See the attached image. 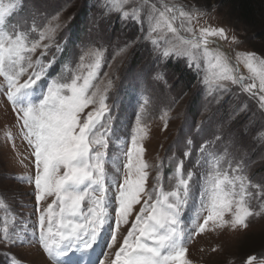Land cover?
<instances>
[{
    "label": "snow or ice",
    "instance_id": "6c2138e0",
    "mask_svg": "<svg viewBox=\"0 0 264 264\" xmlns=\"http://www.w3.org/2000/svg\"><path fill=\"white\" fill-rule=\"evenodd\" d=\"M129 4L133 7L125 10ZM106 5L104 16L120 13L125 23L137 24L142 35L134 42L150 44L157 61L183 58L215 103L231 94L237 105L231 120L252 111L244 127L258 115L264 129V57L248 51L232 56L221 50L219 42L228 40L226 29H196L197 13L176 3L106 0ZM22 7L23 0H0V97L10 105L20 137L30 149L19 163L34 170L17 179L31 185L33 210L25 226L27 238L11 227L12 219L5 215L0 243L37 244L52 264H70L77 254L79 264H88L86 254L107 229V242L96 264H194L188 246L198 235L209 230H246L251 220L264 216V176L258 182L249 178L255 161L248 159L249 148L242 140L229 136L225 141L216 135L214 141L196 149L190 168L186 161L193 142L188 140L183 158H167L174 173L166 182V165L153 166L145 159L149 129L143 113L144 96L151 95L148 88L141 90L130 131L120 139L115 132L119 96L113 91L118 77L113 72L106 85L97 82L104 53L89 48L74 67L64 65L59 75L52 76L63 51L57 33L64 25L59 15L47 24L37 22L35 15L21 16ZM241 64L248 69V77L240 74ZM138 79L163 81L164 75L153 70ZM161 119L166 129L167 113ZM258 135L264 137V131ZM213 142L223 145V156L208 152ZM152 167L156 175L150 186ZM197 189V208L186 225L187 209ZM7 207L0 198V208ZM218 250L219 245L211 249L213 253ZM12 264L23 262L13 256ZM243 264H264V259L257 261L253 254Z\"/></svg>",
    "mask_w": 264,
    "mask_h": 264
},
{
    "label": "rangeland",
    "instance_id": "374dc122",
    "mask_svg": "<svg viewBox=\"0 0 264 264\" xmlns=\"http://www.w3.org/2000/svg\"><path fill=\"white\" fill-rule=\"evenodd\" d=\"M150 2H157V0H150ZM165 2L176 3L186 11L197 13V19L193 21L196 29L203 26L224 27L228 40L220 41L225 47L221 50L232 56L236 52L248 51L264 57V41L257 38L256 32L246 29L222 0H213L211 3L196 0H165ZM106 6V0H23L20 15H35L37 22L42 24H47L52 17L59 15V22L64 27L57 33V41L62 42L63 51L57 58L56 64L61 65L57 67L59 71L56 75L63 71L64 65L69 68L74 67L79 55L89 48L100 49L104 53L97 82L103 81L106 85L107 79L112 77L113 72L118 77L114 80L113 91L119 96L120 107L115 132H119L120 139H124L130 131L129 126L137 110L128 105V100L126 101L124 95L125 88L132 86V91L148 88L151 95L145 94L144 96L147 103L144 104L143 113V120L149 129L148 137L144 141L147 148L145 159L153 166L157 163L166 165L163 168L166 182L174 173V165L168 161V157L183 158L182 152L188 150L187 142L192 140L193 152L186 161V167L190 168L198 154L196 149L206 141H214L216 135L223 137L225 141L232 136L246 144L249 148L248 159L255 161L248 175L254 182H258L259 178L264 176V160L260 159L264 155V137L258 135L264 129L260 126L259 116L257 115L252 124L244 127L252 117V111L241 113L235 120H231L233 109L237 107L231 94L225 95L222 102L217 104L207 95L206 90L198 85L202 88L203 99L199 105L200 116L194 122L188 117L187 109L191 98L196 93V88L189 93L173 90L172 82L176 80V77L166 66L169 62L157 61L150 44L134 42L137 36L142 35L136 23H125L120 13L104 16ZM157 6L159 7V3ZM83 7L88 9L89 16L86 17L82 37L79 41L69 43L68 40L72 33L71 23ZM131 7L133 5H126L125 10H130ZM141 18L147 28V20L143 11ZM182 34L187 36V33L182 32ZM233 36L237 39L233 40ZM129 44L131 46L127 47L121 56H115L116 51ZM226 48L228 50H225ZM33 58L35 59V56ZM172 61L185 64L183 58ZM109 64L111 68L108 67ZM153 70L163 73L164 80L149 79L145 83L138 79L142 73ZM106 72L108 77L104 76ZM239 72L245 77L250 75L243 64L239 66ZM135 102L138 101H134L133 104ZM251 107L253 111L256 110L254 104ZM165 113H167L166 129L164 128L165 120L161 119ZM242 130L243 136L241 135ZM252 132L255 139L250 138ZM118 135L116 133L117 137ZM222 147L223 145L219 142H213L208 146L210 150H217L223 156ZM29 151L27 142L20 137L19 127L10 105L4 97H0V198H3L8 205L7 208H0V228H2L3 217L8 215L12 219L11 227L21 232L25 238L29 236V233L25 231V226L29 224V217L33 210L32 197L29 195L31 185L19 181L17 177L28 175L34 170L31 165L26 168L19 163L21 157L26 156ZM27 163L28 161L25 160V164ZM155 175L156 168L152 167L148 180L150 186L154 182ZM198 191L199 189L193 193L192 201L187 209L186 225L191 221L197 208ZM48 202H51V198ZM225 218H228L227 215ZM107 238L106 229L101 234L97 245L86 254L88 264H96L106 245ZM218 245L220 250L213 253L211 249ZM188 247L189 258L194 261V264H243L247 257L253 254L257 256V261L264 259V216L251 220L246 230L236 232L227 229L222 232L209 230L198 235ZM13 256L21 260L23 264H52L37 244L20 241L15 245L5 246L0 243V264H12ZM79 260L80 256L77 254L71 258L70 264H79Z\"/></svg>",
    "mask_w": 264,
    "mask_h": 264
},
{
    "label": "trees",
    "instance_id": "16d2710c",
    "mask_svg": "<svg viewBox=\"0 0 264 264\" xmlns=\"http://www.w3.org/2000/svg\"><path fill=\"white\" fill-rule=\"evenodd\" d=\"M196 1H206L211 3L213 0ZM222 2L223 4L229 6L238 20L244 25V27H246V29L256 32L257 38L264 41V0H222ZM88 14V9L83 7L73 19L71 23V38L68 40L69 43H72L73 41H79L81 39L82 32L85 29L84 23L86 21V17L89 16ZM60 65L61 64L55 65L54 70L50 73L52 76L57 74V71H59L57 67H60ZM166 66L176 77V80L172 82L173 90H180L183 93H189L192 92L194 88H196V93L191 98L187 109L188 117H190L195 122L200 116L201 111L199 105L203 99V91L201 87H198L196 75L188 67H186V64L180 61H170ZM135 85L139 87L138 84ZM124 95L126 101L128 100V105H131L137 109L138 102L140 101L138 98L141 96V90L132 91V86H127L124 90ZM136 100L138 102L133 104ZM116 133L117 135L119 134V132ZM253 136L254 134L252 132L250 138L252 139ZM118 137L120 136L118 135ZM206 139L209 140L208 138ZM252 141L254 143V140ZM208 152L215 156H222L217 150H210V148H208ZM210 165L211 163H209V166Z\"/></svg>",
    "mask_w": 264,
    "mask_h": 264
},
{
    "label": "bare ground",
    "instance_id": "6f19581e",
    "mask_svg": "<svg viewBox=\"0 0 264 264\" xmlns=\"http://www.w3.org/2000/svg\"><path fill=\"white\" fill-rule=\"evenodd\" d=\"M219 43H220V42H219ZM220 44H221V43H220ZM222 48H225V47L222 46Z\"/></svg>",
    "mask_w": 264,
    "mask_h": 264
},
{
    "label": "water",
    "instance_id": "95a60500",
    "mask_svg": "<svg viewBox=\"0 0 264 264\" xmlns=\"http://www.w3.org/2000/svg\"><path fill=\"white\" fill-rule=\"evenodd\" d=\"M223 49V48H222ZM225 50H228L227 48Z\"/></svg>",
    "mask_w": 264,
    "mask_h": 264
}]
</instances>
